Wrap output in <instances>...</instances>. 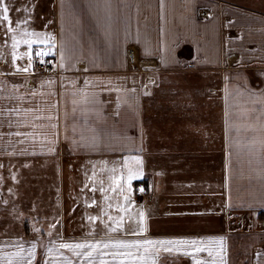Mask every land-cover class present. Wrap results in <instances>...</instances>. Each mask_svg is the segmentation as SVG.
<instances>
[{"label": "crops", "instance_id": "1", "mask_svg": "<svg viewBox=\"0 0 264 264\" xmlns=\"http://www.w3.org/2000/svg\"><path fill=\"white\" fill-rule=\"evenodd\" d=\"M0 4V264H264V0Z\"/></svg>", "mask_w": 264, "mask_h": 264}, {"label": "snow or ice", "instance_id": "2", "mask_svg": "<svg viewBox=\"0 0 264 264\" xmlns=\"http://www.w3.org/2000/svg\"><path fill=\"white\" fill-rule=\"evenodd\" d=\"M0 7H2V4H0ZM0 20H3V21H7L8 20V9L6 7H2V13H0ZM9 31H11V29H9ZM25 35L27 36H37L38 34L36 33H25ZM36 41H33V40H24L23 43L27 44L29 46V48H31V45L33 43H35ZM20 43V41H17L16 40V37L14 36L13 37V47H17V45ZM24 55H29V53H25ZM37 56H43V55H48V52H37L36 53ZM25 71H27V69H25ZM131 178V177H130ZM140 217H141V220H143V213H140ZM115 231V229H113ZM144 229L142 228L141 229V232H143ZM198 241L196 240H143L142 242L141 241H137L135 242L134 244H128V243H123V242H120V243H117L115 246L116 247H124V248H144V251L145 252H148L150 251V248L149 247H146V246H150L151 249H154L155 251L159 252L161 249L165 252V253H169L171 254L174 250L176 252H180L181 251V246H184V245H191V246H195L197 245ZM60 247L62 248H86V247H91L93 250L96 249L97 245H86V244H75V245H70V244H62L60 245ZM104 247H108V245H104ZM195 251L196 252H204L206 251L205 248H202V247H196L195 248ZM184 254H188V253H184ZM87 255L90 257L92 255V253H87ZM127 256H133V253L132 252H128L126 254ZM209 255L211 256L212 253L211 251L209 250ZM141 259H143V257L141 256ZM89 264H91V261L89 262ZM195 264H202L201 261L197 260L195 262Z\"/></svg>", "mask_w": 264, "mask_h": 264}, {"label": "built area", "instance_id": "3", "mask_svg": "<svg viewBox=\"0 0 264 264\" xmlns=\"http://www.w3.org/2000/svg\"><path fill=\"white\" fill-rule=\"evenodd\" d=\"M205 15L210 14L208 11L204 12ZM128 56L131 61L135 59L136 56V49L134 47L130 48L128 50ZM57 70V61L54 57L48 56L39 58L36 61V65L34 69L28 73V80L30 81L29 84H33V80L42 75H47L56 72ZM138 187H141L140 184H138Z\"/></svg>", "mask_w": 264, "mask_h": 264}, {"label": "rangeland", "instance_id": "4", "mask_svg": "<svg viewBox=\"0 0 264 264\" xmlns=\"http://www.w3.org/2000/svg\"><path fill=\"white\" fill-rule=\"evenodd\" d=\"M242 237L244 239L242 240L241 246L242 248H244V251L240 253V257L244 258L250 254V250L252 249L254 244L259 241V237L255 233L243 234ZM246 240H248L247 243Z\"/></svg>", "mask_w": 264, "mask_h": 264}]
</instances>
